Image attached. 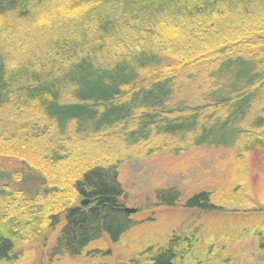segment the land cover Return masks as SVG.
Masks as SVG:
<instances>
[{
	"label": "trees",
	"instance_id": "1",
	"mask_svg": "<svg viewBox=\"0 0 264 264\" xmlns=\"http://www.w3.org/2000/svg\"><path fill=\"white\" fill-rule=\"evenodd\" d=\"M0 141L42 143L51 166L74 143L112 157L66 184L0 174V260L29 238L51 241L52 255L95 256L136 223L118 180L128 154L264 147V0H0ZM162 192L159 204L178 200ZM185 204L217 208L206 191ZM194 240L173 232L149 260L177 264Z\"/></svg>",
	"mask_w": 264,
	"mask_h": 264
},
{
	"label": "rangeland",
	"instance_id": "2",
	"mask_svg": "<svg viewBox=\"0 0 264 264\" xmlns=\"http://www.w3.org/2000/svg\"><path fill=\"white\" fill-rule=\"evenodd\" d=\"M198 48L184 47L185 52L178 55L180 50H175L173 56ZM40 144L0 141V174L14 172L9 184L19 179L18 172L25 176L33 172L66 184L84 163L112 161L91 143H74L71 156L51 166L42 161ZM127 156L118 164V180L122 203L135 209L129 214L136 223L119 242L103 239L95 245L100 250L95 256L72 257L52 255L51 241L42 245L29 238L18 242L15 252L0 264H151L149 256L173 232L182 239H195L188 248L181 244L177 264H264L258 237L264 233V147L246 151L241 158L235 147L217 145L194 147L177 155L161 151ZM160 191H164V200H171L174 193L178 200L174 205L159 204ZM200 191L208 193V203L216 209L185 204Z\"/></svg>",
	"mask_w": 264,
	"mask_h": 264
},
{
	"label": "water",
	"instance_id": "3",
	"mask_svg": "<svg viewBox=\"0 0 264 264\" xmlns=\"http://www.w3.org/2000/svg\"><path fill=\"white\" fill-rule=\"evenodd\" d=\"M86 202H87V200H83L82 204H85ZM125 210L128 211V212H133L135 209H131V208L128 209V208L125 207Z\"/></svg>",
	"mask_w": 264,
	"mask_h": 264
}]
</instances>
